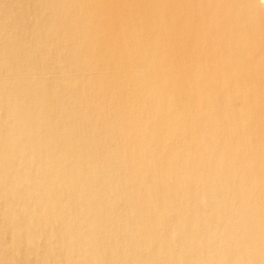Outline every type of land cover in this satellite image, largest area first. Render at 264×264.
I'll use <instances>...</instances> for the list:
<instances>
[{"label": "bare ground", "instance_id": "1", "mask_svg": "<svg viewBox=\"0 0 264 264\" xmlns=\"http://www.w3.org/2000/svg\"><path fill=\"white\" fill-rule=\"evenodd\" d=\"M0 264H264V0H0Z\"/></svg>", "mask_w": 264, "mask_h": 264}, {"label": "rangeland", "instance_id": "2", "mask_svg": "<svg viewBox=\"0 0 264 264\" xmlns=\"http://www.w3.org/2000/svg\"><path fill=\"white\" fill-rule=\"evenodd\" d=\"M128 216L126 215L125 217H124V219H126Z\"/></svg>", "mask_w": 264, "mask_h": 264}]
</instances>
